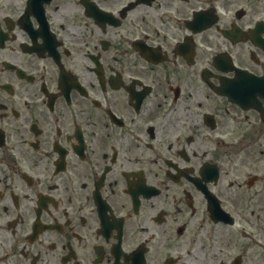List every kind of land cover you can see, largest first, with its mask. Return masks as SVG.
<instances>
[{
    "label": "flooded vegetation",
    "instance_id": "flooded-vegetation-1",
    "mask_svg": "<svg viewBox=\"0 0 264 264\" xmlns=\"http://www.w3.org/2000/svg\"><path fill=\"white\" fill-rule=\"evenodd\" d=\"M241 72L264 0H0V264H264Z\"/></svg>",
    "mask_w": 264,
    "mask_h": 264
}]
</instances>
